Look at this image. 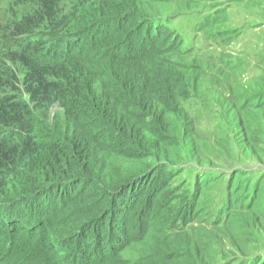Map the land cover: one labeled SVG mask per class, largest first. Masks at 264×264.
<instances>
[{"label":"trees","instance_id":"trees-1","mask_svg":"<svg viewBox=\"0 0 264 264\" xmlns=\"http://www.w3.org/2000/svg\"><path fill=\"white\" fill-rule=\"evenodd\" d=\"M0 4V264H213L201 222L258 221L173 166L199 153L187 105L211 66L162 26L172 0ZM238 96L215 97L237 121Z\"/></svg>","mask_w":264,"mask_h":264},{"label":"rangeland","instance_id":"rangeland-1","mask_svg":"<svg viewBox=\"0 0 264 264\" xmlns=\"http://www.w3.org/2000/svg\"><path fill=\"white\" fill-rule=\"evenodd\" d=\"M172 1L176 4L169 15L172 19L161 17L162 26L174 30L186 49L201 52V59L211 66L204 92L200 98L191 93L187 105L194 118L192 139L199 153L193 154L185 147L172 157L173 166L178 172L185 171L181 179L189 184L197 175L210 181L205 202L212 207L232 201L233 212L246 215L250 210L258 218L238 231L226 225L211 229L201 222L200 229L205 228L203 239L210 244L208 261L264 264V0ZM23 92L9 93L29 101ZM220 95L230 99L241 95L240 104L248 97L239 121L234 113H226L216 105L215 97L221 100ZM61 116L59 107L52 109L48 126L52 127L54 119ZM217 212L215 209L213 216ZM90 238L94 240L92 234Z\"/></svg>","mask_w":264,"mask_h":264}]
</instances>
